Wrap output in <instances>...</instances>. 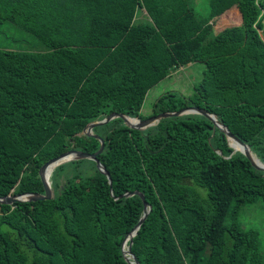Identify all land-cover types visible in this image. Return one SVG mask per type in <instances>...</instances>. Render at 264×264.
<instances>
[{"label":"trees","instance_id":"16d2710c","mask_svg":"<svg viewBox=\"0 0 264 264\" xmlns=\"http://www.w3.org/2000/svg\"><path fill=\"white\" fill-rule=\"evenodd\" d=\"M233 9L241 22L216 32ZM5 22L46 49H0V197L44 194L40 169L70 150L96 153L84 130L112 113L204 109L264 163V0H211L206 18L190 0H0ZM198 62L191 96L165 93L143 116L153 87ZM93 134L112 185L95 162L87 176L74 161L54 170L52 200L0 204V264H130L123 244L144 215L134 192L151 207L131 248L140 264H264L259 231L238 222L264 200V171L211 120L133 130L117 118Z\"/></svg>","mask_w":264,"mask_h":264},{"label":"rangeland","instance_id":"374dc122","mask_svg":"<svg viewBox=\"0 0 264 264\" xmlns=\"http://www.w3.org/2000/svg\"><path fill=\"white\" fill-rule=\"evenodd\" d=\"M210 1L211 0H190V4L199 16L206 18L210 10ZM144 16H146V14H144ZM240 22L241 16L239 12L233 9L214 20L215 30L218 32L226 27L237 25ZM0 49L7 51L40 52L45 51L46 47L32 34L23 31L13 23L5 22L0 25ZM204 69L205 65L198 62L171 72L166 79L148 92L142 108L143 116L151 115L154 103L165 93L174 92L181 97L191 96L194 91V85L200 83L202 80ZM69 168H71L72 171L74 165ZM83 169L87 176L94 173V165L89 160H85ZM68 173L69 171L67 170L64 174L57 177L59 184H64ZM53 191L55 195V190L53 189ZM238 222L245 230L254 229L259 231L261 251L264 255V200L260 198L254 204L242 207ZM227 223L229 224L230 222L228 221Z\"/></svg>","mask_w":264,"mask_h":264},{"label":"water","instance_id":"95a60500","mask_svg":"<svg viewBox=\"0 0 264 264\" xmlns=\"http://www.w3.org/2000/svg\"><path fill=\"white\" fill-rule=\"evenodd\" d=\"M190 114L201 115V116H204V117L208 118L209 120H211L215 124L216 127H218L219 129H221L222 131H224L227 134L229 141L230 140L235 141L237 144H239V146L241 148L236 149L230 143L231 147H233L236 151H240L241 153H243L248 158V160L251 162V164L253 165L254 168H256L257 170H260V171H264V163L252 153L250 147L247 144H245L243 141H241L239 138H237L235 135H233L219 121L218 117L215 114H211L204 109L189 107V108L180 110L178 112H167V113H162V114H159L156 116H152L146 120H141L139 118H132V117L126 116L124 114H120V113H112V114L106 116L101 121H97V122L89 124L84 130L85 134L99 140L101 146H100V149L96 153L91 154V153L81 152V151H77V150H70V151L62 154L61 156L50 160L39 171V175H40L43 187H44V194H30V193H28V194H17V195H9L6 197H0V204L13 205L15 203L39 202V201L52 200L55 195H54V191L51 187V183L46 178L47 169L51 165H54L55 169H56V168H58L64 164L74 162V161L90 160V161L95 162L97 169L102 174H105L108 177L109 184L112 185V179H111L109 173L106 171V169L101 164V162L98 158L99 155H101L105 149V141L101 137L93 134V130L96 127L106 125L109 122H111L112 120L119 118V119L123 120L124 123L129 128H131L133 130H145L149 127L156 125L157 123H159L163 119L171 118V117H180V116L190 115ZM135 195H139L143 200L144 215H143V218L141 219V221L139 222L138 226L129 235V237L126 238V240L124 241V244H123V249H122L123 255L130 264H140L138 262L136 256L131 252V248L133 245V238L136 235L137 231L140 229V227L143 224V222L145 221V219L147 218L149 212L151 211V207H149V205L147 204L143 194H141L139 192H134V193L126 194L125 196L131 197V196H135ZM125 246H127V250L125 249Z\"/></svg>","mask_w":264,"mask_h":264},{"label":"bare ground","instance_id":"6f19581e","mask_svg":"<svg viewBox=\"0 0 264 264\" xmlns=\"http://www.w3.org/2000/svg\"><path fill=\"white\" fill-rule=\"evenodd\" d=\"M234 147L236 149H240L241 147L240 146H237V145H234ZM54 169H55V166L54 165H51L48 169V180L49 182L51 183V178H52V175H53V172H54ZM125 249H126V246H125ZM127 250V249H126Z\"/></svg>","mask_w":264,"mask_h":264},{"label":"crops","instance_id":"0c3cea01","mask_svg":"<svg viewBox=\"0 0 264 264\" xmlns=\"http://www.w3.org/2000/svg\"><path fill=\"white\" fill-rule=\"evenodd\" d=\"M232 11V10H231Z\"/></svg>","mask_w":264,"mask_h":264}]
</instances>
